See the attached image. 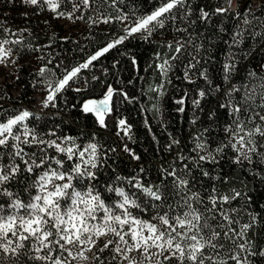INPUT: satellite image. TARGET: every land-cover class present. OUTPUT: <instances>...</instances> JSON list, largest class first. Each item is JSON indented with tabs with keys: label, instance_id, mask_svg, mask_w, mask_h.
I'll list each match as a JSON object with an SVG mask.
<instances>
[{
	"label": "trees",
	"instance_id": "16d2710c",
	"mask_svg": "<svg viewBox=\"0 0 264 264\" xmlns=\"http://www.w3.org/2000/svg\"><path fill=\"white\" fill-rule=\"evenodd\" d=\"M221 3L222 0H187L190 15L181 9L175 20H167L163 28H156L150 36L143 32L129 36L94 61L89 69L82 70L75 82L57 94L55 107L50 104L45 108L43 102L50 81H58L66 69L86 62L108 43L125 36V27L131 24V19L122 22L118 17L135 19L147 15L158 6L159 0H89L87 5L81 0H61L55 12L42 0L37 5L25 0H0V41H8L3 47L11 49L12 57L8 68L0 64V122L28 110L34 115L23 123L46 139H52L47 134L55 130L57 136H71L77 144L98 143L107 157L95 170L98 179L94 184L108 204L119 199L107 190L109 185L122 187L129 194L136 193L142 206L153 203L131 187L128 181L133 178L146 186L166 188L164 205L148 207L146 211L132 209L133 215L143 220H152L157 212L182 214L187 208L180 203L181 196L188 198L193 192L199 193L203 200V204L193 202L201 211L205 205L211 207L212 195L230 197L228 203L218 207L238 221L231 225L233 228L239 229L240 225L251 222V216L256 217L246 239L251 242L252 250L259 252L264 249V156L253 153L251 163L235 162L237 153L231 148V136L226 131L234 117L230 114L231 107L221 105L228 103L227 94L235 87L239 91L232 93L233 104L240 103L242 109L248 110L241 111L240 119L247 121L251 113L264 114L259 88L254 101L243 102L245 86L251 88L264 80V0L256 8L250 7L251 0H241L235 12L223 15L215 13ZM200 9L210 13L208 20L200 18ZM105 19L109 22L105 23ZM177 42L185 45L179 53L175 51ZM190 62L194 64L191 69ZM225 63L234 64L228 79L223 71ZM160 65H165L168 71L162 72ZM205 69L207 80L200 77ZM108 86L114 90L112 112L105 117L107 127H101L95 114L85 113L82 106L90 99L103 98ZM76 88L83 90L78 92ZM200 90L206 95L197 107L193 100L199 99ZM181 99L185 101L183 105L177 103ZM181 107L183 112L179 111ZM120 119L130 126L128 135L120 131ZM255 123L264 124L258 117ZM253 126L247 124L248 128ZM255 139L258 145H264V138ZM197 144H204L205 148L197 149ZM125 146L130 151H125ZM222 146L223 151L217 153L216 149ZM24 148L28 153L36 152L37 157L40 155L35 145ZM9 152L7 147L0 148V163L10 162L6 155ZM48 153L56 155L54 149H48ZM209 153L215 155L214 163L199 159L200 155ZM258 153H264V147H258ZM16 162L21 165V172L3 187L27 203L36 194L33 185L43 169L29 173L22 161ZM185 165L190 170L187 171L190 191L178 193L173 178L166 177L164 170L176 168L184 176ZM65 167L69 165L66 163ZM117 176L121 178L119 181ZM87 185L88 181L83 180L78 187L84 189ZM235 193L239 195L231 199ZM9 203L10 198L0 193V205L7 209ZM205 215L208 223L221 231L220 242L224 244L219 250L221 257L228 264H235L228 259L231 242L216 227L222 222L221 216L216 212ZM204 234L207 236L208 230ZM105 237L93 247L89 264H129L115 252L114 243L100 251L109 240L118 239L111 234ZM30 245L31 241L26 242L23 250L26 254L19 257V264H48L28 259L38 255L28 251ZM67 248L73 252V245ZM206 251L214 254L211 249ZM140 254L135 251L128 261L135 258L137 264H156L157 260L161 264H179L175 258L165 260L163 256H153L149 260L142 255L140 258ZM71 257L64 252L61 259L73 264ZM249 259L251 264H264V256Z\"/></svg>",
	"mask_w": 264,
	"mask_h": 264
},
{
	"label": "snow or ice",
	"instance_id": "6c2138e0",
	"mask_svg": "<svg viewBox=\"0 0 264 264\" xmlns=\"http://www.w3.org/2000/svg\"><path fill=\"white\" fill-rule=\"evenodd\" d=\"M25 2L37 5L41 3V0H25ZM42 2L55 12L61 0H42ZM81 2L87 5L89 0H81ZM229 2L230 0H222L221 6L215 9V13L225 14L227 12L225 5ZM186 5L187 0H159L158 6L147 15L135 19L129 16L118 17L122 22L131 19V24L127 25L124 30L126 35L108 43L86 62L70 70L66 69L65 74L58 81H50L47 85L48 94L44 99L43 107L47 108L50 104L55 107L57 94L64 91L70 82H75L82 70L89 69L94 61L116 45L121 44L129 36L141 32L150 36L156 28H163L167 20H175L176 13L181 9L185 10L186 15H190V5L187 7ZM73 7L76 8L77 5L74 4ZM200 18L208 20L210 13L200 9ZM104 22L109 21L105 19ZM190 23H195V21ZM245 23L248 21L245 20ZM7 43V40L0 41V61L6 59L11 53V49L3 47V44ZM184 46L183 43L177 42L175 51L179 53ZM166 64L167 61H165ZM165 65H160L164 73L168 71ZM192 67L194 64L190 62L188 68ZM233 69L234 64H224L225 79L230 77ZM40 71L43 73L44 69ZM185 75L187 78V72ZM200 77L207 80L206 69L200 73ZM245 87L244 103L255 100L257 88L261 90L259 93L261 101H264V80L258 85H252L251 88ZM74 90L79 92L83 89ZM237 91H239L238 88H232L227 94L228 103L222 104L221 107H231L230 114L234 117L226 131L231 136L229 144L237 153L235 162L241 163L247 160L251 163L253 153L264 156V153H258V147H264V145H258L255 139L257 136L264 138V124L255 123L257 117L264 122V114L251 113L247 121L240 119L241 111L247 112L248 110L242 109L240 103L233 104L232 93ZM113 95V88L108 86L103 98L84 102L82 110L85 113L95 114L98 124L101 127H107L105 117L112 112ZM205 95L206 92L200 90L199 99H194L193 104L199 107L200 100ZM177 103L183 105L185 101L181 99ZM261 107H264V103ZM179 111L183 112L184 108L181 107ZM33 115L30 111L24 110L6 122H0V148L10 149V152L6 153L10 157V162L0 163V193L10 198L7 209L0 205V264H19V257L26 254L23 250L26 249V242L29 241L31 245L28 251L38 254L28 256L29 260L48 262V264H67L66 259H61L64 252H67L68 256H73L71 249L66 247L67 245H95L96 240L108 234L118 239L109 240L100 251H104L114 243L115 252L122 255L124 259H128V254L135 250L149 260L153 256H163L165 260L175 258L179 264H185V262L188 264H228L219 251L224 248V244L220 242L221 231H217L208 223L206 212L219 213L222 218V222L216 227L220 228L223 237L231 242L232 247L228 250L229 260L234 261L235 264H251L249 257L264 256V249L259 252L252 250L251 242L246 239L248 231L256 223V217L251 216V222L240 225L239 229L233 228L231 225L238 221L231 219L227 211L218 207V204L229 202L230 197L228 196H210L211 207L205 205L204 210L201 211L199 207L193 206V202L203 204V200L199 193L193 192L191 197L181 196L180 203L187 208V211H183L182 214H172L171 211L157 212L152 220H143L133 215L132 209L142 208L146 211L148 207L158 208L164 205L167 189L162 190L160 186H146L140 180L133 178L128 183L150 198L153 201L151 205L142 206V203L138 202L140 198L136 196V193L129 194L124 188L115 185H109L107 190L114 192L119 199L112 204L106 203L95 187L94 181L98 179L95 170L106 159L107 152L96 142L77 144L75 138L57 136L55 130L47 134L53 138L46 139L23 123ZM212 115L214 113L210 114V119ZM249 123L254 126L248 128ZM118 127L124 135H128L130 126L127 125L126 120L120 119ZM117 134L119 135V132ZM25 145L37 146L40 155L37 157L36 152H26ZM224 146L218 147L216 152H222ZM196 147L204 149L205 145L197 144ZM48 149H54L56 155H49ZM125 151H130L127 146H125ZM101 152H104L103 156ZM133 157L139 159L134 154ZM199 159L201 161L211 160L213 163L216 160L215 155L211 153L200 155ZM17 160L23 162L24 169L29 173H32L34 169H43L33 185L36 194L27 203L3 187L21 172V165L16 162ZM66 163L69 167H65ZM184 168L186 170L184 176L179 175L176 168L170 171L164 170L166 177L173 178V186L178 193L190 191V180L187 176V171L190 170H187V165ZM204 175L207 176L208 173L205 172ZM116 179L119 181L121 178L117 176ZM83 180H87L88 185L81 189L78 185ZM238 195L239 193H235L231 199ZM169 209L171 210V205ZM205 230L209 232L207 236L204 234ZM153 248L158 251L152 252ZM208 249H211L214 254H209L206 251ZM56 252L59 254L54 256ZM40 253L43 254L40 255ZM165 253L168 255L165 256ZM77 255L83 257V252ZM129 264H137V261L133 258L129 260ZM156 264H161V262L157 260Z\"/></svg>",
	"mask_w": 264,
	"mask_h": 264
},
{
	"label": "rangeland",
	"instance_id": "374dc122",
	"mask_svg": "<svg viewBox=\"0 0 264 264\" xmlns=\"http://www.w3.org/2000/svg\"><path fill=\"white\" fill-rule=\"evenodd\" d=\"M11 63H12L11 55H9L6 59L0 61V64L4 65L7 68L10 66ZM37 100H38L39 106H41L42 104L40 102V99H37ZM105 236L106 235L101 236L99 239L106 238ZM98 240H96V242ZM95 245H96V243H95ZM95 245H87V246L73 245V247H74L73 252H72L73 256L71 257L72 258L71 260H72L73 264H89V262L91 261L92 256H93V247ZM71 246H72V244L67 245L66 247H71ZM89 248H90V250H87ZM80 252H83V257L77 255ZM134 252H135V250L132 251L131 253H129L128 254V258H132L133 255H134ZM73 257H76V258L73 259ZM140 258H141V254H140ZM126 261L129 262L128 259H126Z\"/></svg>",
	"mask_w": 264,
	"mask_h": 264
},
{
	"label": "built area",
	"instance_id": "2783aa9c",
	"mask_svg": "<svg viewBox=\"0 0 264 264\" xmlns=\"http://www.w3.org/2000/svg\"><path fill=\"white\" fill-rule=\"evenodd\" d=\"M241 0H230L229 3H227L225 6L227 7V12L226 13H232L237 10V5L238 2ZM261 0H251V8H256L257 6L260 5Z\"/></svg>",
	"mask_w": 264,
	"mask_h": 264
}]
</instances>
